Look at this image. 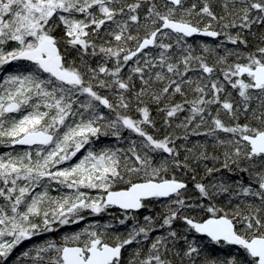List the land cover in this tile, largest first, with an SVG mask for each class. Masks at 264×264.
Returning a JSON list of instances; mask_svg holds the SVG:
<instances>
[{"label":"snow or ice","instance_id":"1","mask_svg":"<svg viewBox=\"0 0 264 264\" xmlns=\"http://www.w3.org/2000/svg\"><path fill=\"white\" fill-rule=\"evenodd\" d=\"M0 145V264H264V0H0Z\"/></svg>","mask_w":264,"mask_h":264},{"label":"trees","instance_id":"2","mask_svg":"<svg viewBox=\"0 0 264 264\" xmlns=\"http://www.w3.org/2000/svg\"><path fill=\"white\" fill-rule=\"evenodd\" d=\"M200 39L215 40V38H204V37L203 38H197V40H200ZM7 150H8V148L6 146L0 145V152H4V151H7ZM112 212L118 213V210L115 209V208H113V207L112 208H109L108 213H112ZM108 213H101L99 216L95 217L94 219H97L99 221H104V220L108 219ZM53 234L54 235H59V232H54ZM46 236H47L46 233L45 234H41L40 237H39V239H44V238H46ZM35 239L36 238L28 239L27 240L28 241L27 245L30 244V243H32V242H34Z\"/></svg>","mask_w":264,"mask_h":264},{"label":"rangeland","instance_id":"3","mask_svg":"<svg viewBox=\"0 0 264 264\" xmlns=\"http://www.w3.org/2000/svg\"><path fill=\"white\" fill-rule=\"evenodd\" d=\"M100 214H95V213H93L92 215H90V216H88L87 218H86V220H85V222H87V221H89V220H97V219H94L95 217H97V216H99ZM90 218V219H89ZM99 221V220H98ZM80 226H82V224H80V223H78L75 227H80ZM73 226H66V229L65 230H68V229H71ZM68 228V229H67ZM29 239H31V238H29ZM27 243H28V241L26 240V241H24V242H22V244L20 245V246H18V249H17V251H19L20 249H22V248H24V247H27L28 245H27ZM215 251H218V252H220V253H225V252H227V248L226 247H224V246H216L215 247Z\"/></svg>","mask_w":264,"mask_h":264},{"label":"water","instance_id":"4","mask_svg":"<svg viewBox=\"0 0 264 264\" xmlns=\"http://www.w3.org/2000/svg\"><path fill=\"white\" fill-rule=\"evenodd\" d=\"M211 38V37H208L206 36L205 34H197L196 38ZM22 147H26V146H22ZM113 208L117 209L118 210V206H112Z\"/></svg>","mask_w":264,"mask_h":264},{"label":"bare ground","instance_id":"5","mask_svg":"<svg viewBox=\"0 0 264 264\" xmlns=\"http://www.w3.org/2000/svg\"><path fill=\"white\" fill-rule=\"evenodd\" d=\"M112 208V207H111Z\"/></svg>","mask_w":264,"mask_h":264}]
</instances>
